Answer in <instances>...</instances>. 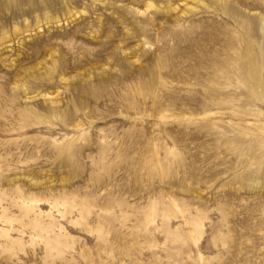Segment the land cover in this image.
Wrapping results in <instances>:
<instances>
[{"label":"rangeland","instance_id":"1","mask_svg":"<svg viewBox=\"0 0 264 264\" xmlns=\"http://www.w3.org/2000/svg\"><path fill=\"white\" fill-rule=\"evenodd\" d=\"M202 2L0 0V264H264V0Z\"/></svg>","mask_w":264,"mask_h":264},{"label":"bare ground","instance_id":"2","mask_svg":"<svg viewBox=\"0 0 264 264\" xmlns=\"http://www.w3.org/2000/svg\"><path fill=\"white\" fill-rule=\"evenodd\" d=\"M196 1H200V2H202V0H196ZM95 2V1H94ZM203 3V2H202ZM197 4V3H196ZM150 5H153V2H150ZM161 6H165V4L164 3H162L161 4ZM172 7V6H171ZM174 7V6H173ZM189 7H191L192 9L193 8H195V5H191V6H189ZM173 9H175V8H173ZM196 9V8H195ZM84 12H86L84 9H82V10H79V11H73V10H71V9H69L68 10V19H70V21H72V20H74V19H76L77 17H79V16H81L82 14H80V13H84ZM184 12V11H183ZM54 19V22L55 23H59L60 22V18L59 17H56V18H53L52 16H47V17H45V19H44V23L45 24H47V26L51 23V21ZM67 19V18H66ZM67 19V20H68ZM75 21V20H74ZM40 19H38L37 18V20H36V28H38V29H41V25H40ZM26 27L28 28L29 27V25L27 24L26 25ZM25 32H27V29L25 30ZM14 35H15V39H17V41L19 42L20 40H21V36H20V34H19V29L18 28H14ZM9 41H10V38H9V35H2L1 37H0V45L3 47V45H5L6 43H9ZM52 69H53V66L52 65H50V66H48V67H46V71H47V73L49 74V73H52ZM61 80L62 81H65L66 80V78L65 77H62L61 78ZM17 82V84H15L16 86H18V87H21L22 89H23V93H24V97L26 98V99H32V98H34V97H36L37 95H39L40 93L38 92V93H36L35 95H31V94H29V92L28 91H26L27 90V88L25 87V85L23 84V83H21V84H19L21 81L18 79V80H16ZM21 85V86H19V85ZM18 89V88H17ZM47 99H49V101L50 102H55L56 101V99H57V95H55V94H52V93H47ZM44 96H46V93L44 94ZM81 124V121H78L77 123H76V125H80Z\"/></svg>","mask_w":264,"mask_h":264}]
</instances>
